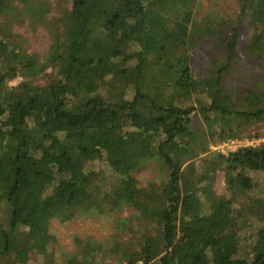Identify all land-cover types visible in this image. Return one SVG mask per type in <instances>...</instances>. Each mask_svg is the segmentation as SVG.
I'll return each mask as SVG.
<instances>
[{
    "label": "trees",
    "instance_id": "obj_1",
    "mask_svg": "<svg viewBox=\"0 0 264 264\" xmlns=\"http://www.w3.org/2000/svg\"><path fill=\"white\" fill-rule=\"evenodd\" d=\"M199 3L0 0V264H54L52 221L92 213L117 232L77 237L62 264H264V142L217 154L222 196L209 162L213 142L264 137V78L233 77L246 22L264 67V0L231 20ZM25 15L50 34L43 61L3 37ZM150 161L161 183L136 177Z\"/></svg>",
    "mask_w": 264,
    "mask_h": 264
},
{
    "label": "rangeland",
    "instance_id": "obj_2",
    "mask_svg": "<svg viewBox=\"0 0 264 264\" xmlns=\"http://www.w3.org/2000/svg\"><path fill=\"white\" fill-rule=\"evenodd\" d=\"M54 1V0H52ZM199 10L201 9H214L218 10L221 15L225 16L226 19H235L239 11L237 0H200ZM58 15V12L53 9L50 16ZM25 19H13L5 35V40L11 44L16 45L20 51L28 54L29 56H35L37 60L43 61L45 58L50 45L51 37L45 26L42 24L35 23L32 18L28 15L24 16ZM264 28V27H262ZM253 30L248 23L242 25L240 31V47L238 51L242 57L239 70L237 74H233L235 80L239 81V84L246 88L254 83L257 78H264V67L259 68L256 64L255 59L251 55L245 54V47L250 37L252 36ZM212 44H207L204 47L195 48L193 50V56L198 61L206 60L205 50L210 49ZM22 78L20 76L11 80L9 84L11 86L20 84ZM264 142V137L244 139V140H227L211 143V159L209 160L210 165L216 169L214 177V188L216 195L222 196L226 194V183L225 173L218 164L216 159L217 154H228L231 151L244 145H258ZM142 183H147L150 180L161 183L166 177L165 172L158 161L146 162L143 167L135 172ZM117 178V174L113 173V178ZM133 208L127 207L123 213V217H128L130 214H134ZM117 214L107 213L98 214L92 213L82 217H77L72 221L63 223L58 219H54L50 226V231L55 237L51 242L50 250L54 253V264H62L63 254H69L77 251L76 238L80 237L85 239L92 237L98 241L106 240L112 237L113 233L117 232L115 228V222ZM48 260L43 253L36 250H26L19 256L18 264H44Z\"/></svg>",
    "mask_w": 264,
    "mask_h": 264
},
{
    "label": "built area",
    "instance_id": "obj_3",
    "mask_svg": "<svg viewBox=\"0 0 264 264\" xmlns=\"http://www.w3.org/2000/svg\"><path fill=\"white\" fill-rule=\"evenodd\" d=\"M140 264H142V263H140Z\"/></svg>",
    "mask_w": 264,
    "mask_h": 264
}]
</instances>
